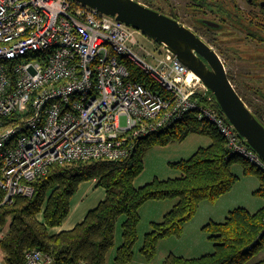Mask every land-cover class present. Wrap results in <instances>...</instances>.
<instances>
[{
  "label": "built area",
  "instance_id": "obj_1",
  "mask_svg": "<svg viewBox=\"0 0 264 264\" xmlns=\"http://www.w3.org/2000/svg\"><path fill=\"white\" fill-rule=\"evenodd\" d=\"M74 0H0V187L32 196L54 163L122 159L188 114L215 125L231 154L264 170L175 55ZM166 94L134 79L130 65ZM124 119V121H122ZM4 232L0 231V240ZM25 264H65L39 249Z\"/></svg>",
  "mask_w": 264,
  "mask_h": 264
},
{
  "label": "trees",
  "instance_id": "obj_2",
  "mask_svg": "<svg viewBox=\"0 0 264 264\" xmlns=\"http://www.w3.org/2000/svg\"><path fill=\"white\" fill-rule=\"evenodd\" d=\"M140 1L163 12L155 5L158 0ZM130 68L134 79L166 94L134 65ZM229 76L234 83L231 73ZM236 88L251 107L247 96ZM191 134L207 136L211 143L200 147L189 159L173 164L181 170L180 178H156L135 187V179L144 170V158L151 148L182 142ZM1 163L0 159V176ZM235 163H241L246 174L259 176L261 185L255 193L264 198V170L238 154H231L217 127L198 120L192 113L163 131L140 138L126 158L54 163L47 174L31 182L32 196L16 195L12 202L3 203L5 192L0 187V231L4 232L0 261L25 264L26 251L39 249L65 264H109L107 256L115 245L117 222L125 215L123 242L112 264H129L135 257L139 238L141 207L149 200L176 199L163 219L152 222V229L145 235L141 252L147 260H152L159 242L169 236H181L185 224L197 214L203 202L215 201L232 189L239 179L232 171ZM90 180L105 188V198L74 228L53 232L52 228L61 226L70 214L72 198L81 183ZM204 229L210 232L214 242L213 253L195 258L171 253L163 264H264V206L256 212L245 207L234 208L223 222L211 220Z\"/></svg>",
  "mask_w": 264,
  "mask_h": 264
},
{
  "label": "rangeland",
  "instance_id": "obj_3",
  "mask_svg": "<svg viewBox=\"0 0 264 264\" xmlns=\"http://www.w3.org/2000/svg\"><path fill=\"white\" fill-rule=\"evenodd\" d=\"M189 4V0L155 1V5L161 8L165 13H176L181 22L194 29L192 19L194 13L188 8ZM242 4L245 7L247 6L243 1ZM140 38L146 39L148 43L151 42L144 35H140ZM204 38L206 39L205 35ZM227 38L226 36H221V39ZM243 43H245V41L239 43L240 47L246 48V46L241 45ZM228 45L229 43L227 42L220 43L215 48L225 61L228 72L234 77V85L247 96L249 101L262 103V101H259L258 96L246 87L245 82H251V80H248V73L251 75V78L255 79L256 76L259 75L256 73H262L264 66L261 67L255 63H250L249 61L234 57L235 55L230 53L232 49H229ZM247 47L253 49H249L248 55L252 52H257L259 49V47L251 44ZM122 121H124V119H122ZM208 139L209 138L204 135L191 134L182 142L176 141L164 146H154L147 152L144 158V170L135 179V187L140 188L153 182L156 178L161 180L180 178L182 172L173 164L182 159H189L200 147L208 146L206 145L208 144ZM232 171L239 176L238 181L232 189L215 201L203 202L197 214L185 224L181 236H169L159 242L156 255L152 260H147L141 252L145 235L152 229V222H159L163 219V216L176 203V199L149 200L146 202V205L144 204L145 206L143 205L144 207H141V221L138 229L139 238L135 245V257L129 264H163L166 257L171 253L187 258H195L213 253L214 242L210 238V232L204 229V226L208 222L211 220L223 222L229 212L237 207H245L251 212H256L264 206V198L255 193L261 185L259 176L254 173L246 174L241 163L233 164ZM82 191H84V187L74 196L72 202L74 199L77 201ZM167 203L169 207L165 209ZM125 218V215H121L117 222V226L119 229L121 228V231L120 235H118L115 240V245L108 253L107 260L110 264L114 263L118 247L121 246L123 242L122 223Z\"/></svg>",
  "mask_w": 264,
  "mask_h": 264
},
{
  "label": "water",
  "instance_id": "obj_4",
  "mask_svg": "<svg viewBox=\"0 0 264 264\" xmlns=\"http://www.w3.org/2000/svg\"><path fill=\"white\" fill-rule=\"evenodd\" d=\"M74 1L140 30L175 55L196 75L200 90L213 97L242 140L264 159V123L237 90L219 52L193 28L140 0ZM204 22L219 27L214 21Z\"/></svg>",
  "mask_w": 264,
  "mask_h": 264
},
{
  "label": "flooded vegetation",
  "instance_id": "obj_5",
  "mask_svg": "<svg viewBox=\"0 0 264 264\" xmlns=\"http://www.w3.org/2000/svg\"><path fill=\"white\" fill-rule=\"evenodd\" d=\"M189 1L188 8L194 13L193 26L197 33L203 38L205 35L206 40L214 47L220 43H229L228 48L232 49L230 53H233L236 58L255 63L261 67L264 66V0ZM242 1L247 5L246 7ZM170 15L180 20L176 13L170 12ZM204 20L214 21L219 24V27L209 26L205 24ZM221 36L228 38L221 39ZM242 41L245 43L241 45L246 46V48L240 47L239 43ZM250 44L259 47L257 52H252L255 54L248 55L249 49H252L247 47ZM262 70V73H256L259 75L255 79L251 78L248 73V80L251 82H245V85L258 96L259 101H262V103H254L253 101L250 103L252 104L251 108L259 114L264 122V69Z\"/></svg>",
  "mask_w": 264,
  "mask_h": 264
},
{
  "label": "crops",
  "instance_id": "obj_6",
  "mask_svg": "<svg viewBox=\"0 0 264 264\" xmlns=\"http://www.w3.org/2000/svg\"><path fill=\"white\" fill-rule=\"evenodd\" d=\"M208 140H209V141H207L208 144H206V145H209L211 143V139L209 138ZM83 187H84V191H82L80 197L77 199V201H75V199H74V201L72 202L70 214L64 220V222L61 226L52 228L54 230L53 232L57 233V232H60L62 230H68V229L74 228L75 225L82 222L84 220L85 216L87 215V213L91 209L98 206V204L106 196L105 188L98 186L97 182L95 180L82 182L80 187H79V190L81 191V188H83ZM79 190H78V192H79ZM77 193L75 195H77ZM74 196H73V198H74ZM167 207H169L168 203H167L165 209ZM161 215H162V212H161ZM159 216H160V214H159ZM120 231H121V228L119 229V227L117 226L116 227V239H117V236L120 235ZM0 264H3V263L0 261Z\"/></svg>",
  "mask_w": 264,
  "mask_h": 264
},
{
  "label": "bare ground",
  "instance_id": "obj_7",
  "mask_svg": "<svg viewBox=\"0 0 264 264\" xmlns=\"http://www.w3.org/2000/svg\"><path fill=\"white\" fill-rule=\"evenodd\" d=\"M192 75L196 77V75L192 72Z\"/></svg>",
  "mask_w": 264,
  "mask_h": 264
}]
</instances>
